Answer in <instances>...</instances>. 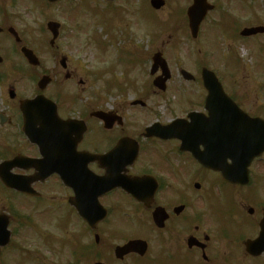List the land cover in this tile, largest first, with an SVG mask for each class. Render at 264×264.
<instances>
[{
  "label": "flooded vegetation",
  "instance_id": "1",
  "mask_svg": "<svg viewBox=\"0 0 264 264\" xmlns=\"http://www.w3.org/2000/svg\"><path fill=\"white\" fill-rule=\"evenodd\" d=\"M192 1L182 0L175 8L182 14L180 29L185 42L180 45L178 39L177 49L185 50L189 42L196 44L182 62L196 66V55L190 54L193 49L203 59L209 57L208 47L213 45H205L204 27L209 22V29L223 31L217 38L235 40L243 50L244 41L253 40L264 63V29L244 37V28H264V0H206L212 8L195 37L186 16ZM252 3L260 14L255 24L244 26V9L252 10ZM158 4L152 0H0V222H7L13 236L17 233L15 218L29 222V217L39 213L44 217L40 220L62 223L75 217L82 226L80 262L76 264H264V236L259 237L264 225V153L252 160L245 185L226 182L220 172L201 165L192 155V150L205 149L199 140L200 123L208 117L204 108L207 91L201 80L207 65L195 70L190 65L189 71L180 67V77L188 86L178 90L181 111L170 119L164 117L168 103L159 100L169 90L172 74L164 91L143 83L137 86L133 76H128L136 65L144 74L145 64H149L150 71L154 53L168 58L165 45L153 51L137 42L151 35L148 30L144 37L139 35L133 18L136 7L160 13L167 0L153 10ZM75 12L84 13L87 20L89 15H98L101 25L113 20L110 30L102 26L104 34L97 40L101 44L97 57L112 58L109 64L96 68L88 57L76 54L78 48L71 42L90 46L88 29L82 31L80 40H61ZM48 22L58 28L54 41L46 28ZM37 31L39 35H35L40 36L41 31L43 38H32ZM106 34L113 39L105 43ZM131 39L136 40L138 54L131 53ZM116 46L118 55L113 54L112 62L111 51ZM23 47L34 55H23ZM120 48L128 65L118 62ZM231 54L229 49L223 56L215 45L209 59L224 62ZM237 58L236 67L229 61L224 67L229 79L240 73L242 93L231 83L225 86L223 77L215 75L243 112L242 123L244 113L264 119V100H258L264 97V71L252 87L255 99L248 98L243 58ZM116 65L127 70L124 80L111 78L102 80V86L93 85L106 74L111 77ZM182 70L189 75H182ZM160 74L157 67L154 76ZM102 95L114 98L106 102ZM34 99L39 100L28 102ZM192 112L199 114V127L185 141L147 135L146 129L154 123L166 126L175 119L189 123ZM184 130L178 127L176 132ZM209 146L214 155L231 163L232 144ZM241 147L244 155V142ZM259 160L263 173L254 177L259 166H253ZM10 196L19 200L17 207ZM28 206L32 215L25 211ZM75 206L82 208L84 218ZM133 240L141 242L127 253H116ZM6 247L0 249V256Z\"/></svg>",
  "mask_w": 264,
  "mask_h": 264
},
{
  "label": "rangeland",
  "instance_id": "2",
  "mask_svg": "<svg viewBox=\"0 0 264 264\" xmlns=\"http://www.w3.org/2000/svg\"><path fill=\"white\" fill-rule=\"evenodd\" d=\"M182 0H167L166 7L158 12L160 13H147L144 9H139L136 7L135 15H134V23L135 27L139 31V35H142L141 37H144L145 32L150 33V36L147 35L145 39L142 38V40H137L136 37V31L135 27H133V39H136L137 42L141 44H147V49L154 51L155 49H160L161 46L165 45L166 49V58L168 66L171 70L172 78L168 82V88L169 90L164 95L160 96V103H168V110L167 114L164 116L165 119H170L173 117V114H179L180 108L178 105V90H183L188 84L182 80L179 74L180 67H183L186 70H190L187 67L190 66L191 70L197 69L199 66L207 65L211 70L218 73L219 76L223 77V83L224 85L231 86H237L239 88V91L242 93V81H241V75L240 73H233L232 77L227 78L226 68L224 67L225 63L219 59V61L210 60L211 58V50L214 49V46L217 45L219 52L224 56L226 53L231 49L232 53H236V56L238 55L239 59L243 58L242 62L244 63V90L245 87L248 88V94L247 97L255 99L256 95L252 93V87L257 86L258 82V76L262 75L261 73L264 71V63L260 61L258 58L256 51L253 49L256 48L254 46V41H244V50L241 48V44L235 40H232V42L227 41L224 36L222 38H212L216 35H218V32L221 31V34H224L223 31L219 28L217 29H209L210 23L206 22L205 27V33H206V39L207 44L205 41V45L208 47L210 44L213 45L208 47L207 55L209 56L206 59H203V57L199 56V53L197 50L193 49L190 54L193 56L196 55V60L198 61L196 66L194 67L189 62H182L183 59L187 57V54L191 51L190 47L195 46V43L188 44V47L183 50L179 51L177 49V42L178 39H180L181 44L183 45L185 42L182 41L183 34L181 33V25H182V14L181 18L178 14L175 12V8L180 4L181 5ZM183 3V2H182ZM251 9H244V26H247L249 24H255L256 20L255 18L260 14V8L256 7L251 4ZM77 14V13H76ZM254 14V15H253ZM253 15V16H252ZM87 18L84 16V14L80 16H73L71 22H68L64 29V37L61 38V40L65 43H68V38L77 39L80 40L82 38V31L85 32V29L89 28L88 33H92V37L96 40L98 37L96 36L94 32L95 23L100 24L99 17H96L94 19L90 18L88 16L87 20V26L86 21H84L82 18ZM93 17V16H92ZM27 18V17H26ZM94 20V21H93ZM94 22V25H91V23ZM113 20H105L104 26L107 30H110V28L113 27L112 25ZM76 23L81 28L80 30L76 28ZM25 26L27 24H24ZM70 28H72V32H70ZM98 32V31H97ZM38 31L36 33L32 32V38L41 39L43 38L42 33L40 31V36ZM107 35V34H106ZM113 35V34H112ZM91 37V38H92ZM110 35H107V39L104 40V42H108L110 39ZM66 39V40H64ZM111 38L110 40H112ZM131 39V45L130 50L131 53L134 55V53L138 54L140 52L139 48L134 49L136 40ZM85 40V39H84ZM152 40V41H151ZM203 41V40H202ZM72 44L76 45V48H78L79 55H82L83 57H88L89 64L98 68L101 65L109 64V61L112 59L103 58L101 60L98 59L97 55L99 54L96 44L90 41V46L83 47L82 42H71ZM113 44V43H112ZM95 47H94V46ZM256 45V44H255ZM78 46V47H77ZM118 46V45H117ZM115 47L114 52L111 51V56H113V61H115V56L117 48ZM124 44H120V47H123ZM122 48H120L118 60L121 61V64L126 65L128 64V59L126 56H124L121 51ZM115 54V56L113 55ZM205 53L201 52V55H204ZM244 55V57H243ZM191 56V57H192ZM236 56L234 54L230 55V59L232 62L236 60ZM241 63V61H240ZM186 64L187 66H184ZM135 65V63H134ZM239 67L241 68L239 62ZM138 65L134 66L132 68L133 73L130 71L128 73L129 77L133 76V80L136 81L137 86L140 84H144L146 86H150V76L148 74V66L149 64H145L146 72L142 74L138 70ZM126 69L119 68V66H115L114 74L110 75L106 74L105 77L101 78V80L93 85L95 86H102V80L107 81L111 78L122 81L126 77ZM120 79V80H119ZM182 87V88H181ZM234 94V93H233ZM238 98L242 97L243 94H235ZM106 102L112 101L114 98V95H102ZM166 97V100H165ZM260 97V99H259ZM258 100H264L263 96H259ZM258 165V169H254V167ZM263 166V161L259 160L255 163L253 166V176L257 177L262 176L263 171H261V167ZM261 171V172H260ZM250 199H256L257 196H249ZM11 202L14 204L15 207H17L19 200H16V197L10 196ZM25 211L28 212L30 215L33 213L30 211L29 206L25 208ZM17 213V212H16ZM31 221L25 222L21 218H15L14 222L15 224L13 227L17 229V233L14 234L11 238L10 244L4 249L3 254L0 256V264H76L77 262H80V245H81V222L77 220L75 217H72L71 219L67 220L66 222L62 223H54V222H45L44 220H40L41 218H44L42 214L36 213L32 217H29ZM40 220V221H39ZM66 241H72L71 243H66Z\"/></svg>",
  "mask_w": 264,
  "mask_h": 264
},
{
  "label": "water",
  "instance_id": "3",
  "mask_svg": "<svg viewBox=\"0 0 264 264\" xmlns=\"http://www.w3.org/2000/svg\"><path fill=\"white\" fill-rule=\"evenodd\" d=\"M157 2V0H153V2ZM209 6L205 5V2L201 0H194L193 5L188 9L187 15L189 19V24L192 29L193 35L196 34L198 24L200 23L201 19L204 17L206 11L208 10ZM54 25V24H53ZM53 25L50 28L53 29ZM249 33H253L257 31V28L247 30ZM245 31L244 34L247 32ZM55 35V33H54ZM27 54V53H26ZM159 55H156L154 57V69L155 64H163L162 61H160L158 58ZM168 78V75H166L163 80L160 82V87H163L164 81ZM203 81L204 85L208 90V98L206 102V108L209 110L211 109V112L218 111V114L223 110L224 115L227 113L226 116H224V119L233 118L236 120H240L242 118L241 113L238 111L236 106L233 104H230L229 102L224 103L223 100L225 95L222 91V88L220 84L218 83L215 75L205 70L203 72ZM156 84V82H154ZM211 119L215 121L214 116H211ZM218 122V118H217ZM248 119L244 116V166H243V157L241 153V131L240 126L241 122H235L232 125H227L228 128H231L229 132H227V135L230 136L232 140V144H234L235 147H233L232 152V165L229 167H226L223 164H220L218 160H214L212 157L209 156V154H197V159L205 165L213 169L221 170L223 171V176L225 179H227L230 182H243L247 179V166L250 162V159H252L255 155L260 153L264 150V123H247ZM178 125V121L174 122L172 125L167 126L163 129H158L159 132H162L163 134H166V136L170 135L169 133L172 132L173 127H176ZM157 129L156 127H150L147 129V131H152ZM79 209V208H78ZM80 214L82 212L80 211ZM262 233V232H261ZM9 240V233L6 230V223L3 224L2 229L0 231V246L6 244Z\"/></svg>",
  "mask_w": 264,
  "mask_h": 264
}]
</instances>
